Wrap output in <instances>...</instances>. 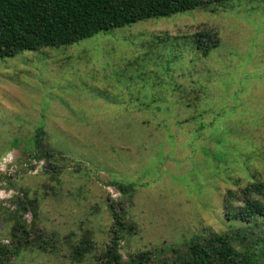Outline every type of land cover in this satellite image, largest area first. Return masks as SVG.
Returning <instances> with one entry per match:
<instances>
[{"label":"rangeland","instance_id":"obj_1","mask_svg":"<svg viewBox=\"0 0 264 264\" xmlns=\"http://www.w3.org/2000/svg\"><path fill=\"white\" fill-rule=\"evenodd\" d=\"M208 33L216 47L205 36L198 47L195 35ZM38 130L47 156L35 158ZM259 182L264 0L0 59V243L14 224L12 198L37 205L30 246L12 264L94 263L114 231L109 205L130 228L124 262L149 251L152 264H173V247L243 226L226 212ZM23 220L33 222L30 212ZM82 239L92 251L73 262Z\"/></svg>","mask_w":264,"mask_h":264},{"label":"trees","instance_id":"obj_2","mask_svg":"<svg viewBox=\"0 0 264 264\" xmlns=\"http://www.w3.org/2000/svg\"><path fill=\"white\" fill-rule=\"evenodd\" d=\"M232 1L237 0H0V59L42 47L72 45L138 21L222 7ZM204 36L210 43L207 49L216 47L217 39L212 40L209 33L195 35L198 47L205 44ZM41 135L42 130H38L33 139L31 151L35 158L47 156L38 148ZM118 187L123 190L127 186ZM240 195L243 206L229 207L226 216L243 226L220 234L196 235L182 245L181 251L173 247V264H264V227H258L261 222L264 224V182L249 184ZM233 196V192H228L229 199ZM11 202L16 206L9 215L14 224L8 244L0 243V264H12L30 246V232L37 218L35 201L15 196ZM109 210L114 231L101 257L88 264H152L149 251L136 253L127 262L122 260L119 246L130 228L111 205ZM26 212L33 219L29 226L23 220ZM91 249L92 245L82 239L72 248L73 262H81Z\"/></svg>","mask_w":264,"mask_h":264}]
</instances>
